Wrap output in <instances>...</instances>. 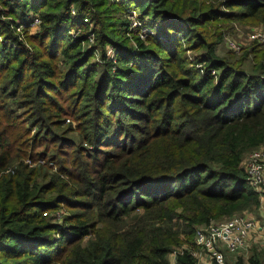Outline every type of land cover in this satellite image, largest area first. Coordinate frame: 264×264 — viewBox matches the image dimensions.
Instances as JSON below:
<instances>
[{
	"label": "trees",
	"instance_id": "16d2710c",
	"mask_svg": "<svg viewBox=\"0 0 264 264\" xmlns=\"http://www.w3.org/2000/svg\"><path fill=\"white\" fill-rule=\"evenodd\" d=\"M231 22L264 0H0V264H194L195 228L258 209L264 46L219 54Z\"/></svg>",
	"mask_w": 264,
	"mask_h": 264
},
{
	"label": "built area",
	"instance_id": "2783aa9c",
	"mask_svg": "<svg viewBox=\"0 0 264 264\" xmlns=\"http://www.w3.org/2000/svg\"><path fill=\"white\" fill-rule=\"evenodd\" d=\"M39 22V19L34 16L28 22L17 24L14 27L16 40L24 49H28L24 40V28L31 30L33 27H37ZM83 22H87L86 19H83ZM135 25L133 22L132 26ZM92 39V36L88 38V44L92 43ZM247 40L264 46V29L252 30L247 35ZM0 41H2L1 38ZM226 46L236 53L240 48V45L233 40H226ZM26 163L29 164L28 161ZM244 165L248 185L255 191L262 190L264 188V147L251 151L246 156ZM257 214L258 217L233 215L222 223H220L221 221L211 222L195 228L193 247L189 250V254L195 258L194 264H211L212 261L217 264H227L225 253L242 256L248 252L250 242H254L264 253V214L259 212ZM201 253L205 254L207 262L199 261ZM171 254H173L174 262L175 255Z\"/></svg>",
	"mask_w": 264,
	"mask_h": 264
},
{
	"label": "rangeland",
	"instance_id": "374dc122",
	"mask_svg": "<svg viewBox=\"0 0 264 264\" xmlns=\"http://www.w3.org/2000/svg\"><path fill=\"white\" fill-rule=\"evenodd\" d=\"M129 13H130V16H129L128 19L131 22L130 28L138 27L139 25L137 24L136 19H135V14L136 13L134 11L133 12H129ZM86 21L87 22H85V23H88L87 19H86ZM133 22L136 24L135 26H132ZM223 25H224V27L222 28L223 35H222V39H221V44L217 48L218 49V53L220 54V53H223V52H226V51L228 52L229 49L226 46V40H233L234 42H236L237 44L240 45V48L237 51V53L234 52L236 55H239L240 51H241V48H244L247 45L246 39H244L245 34L248 31L254 30L257 27L261 26V25L258 26V25H253V24L237 23V22L223 23ZM37 30H38V26L37 27H33L31 30H26V33L28 34V36H32L34 34V32L37 31ZM76 33H77V31H75V30H69L68 31V34L71 35V37H75ZM138 33L140 34V37L142 38L147 33V31L145 29H141ZM107 52H108V54H111V53H109L110 52L109 48H108ZM94 55H95L94 57L98 58L97 54L94 53ZM188 55H190V54H188ZM108 56H110V55H108ZM97 58H95V59H97ZM66 123H67V121H66ZM70 136L72 137L73 135L70 134ZM41 162H42L41 160L37 161V163H41ZM244 162H245V160H244ZM34 164L35 163H32L31 167L34 166ZM242 165H244V163ZM244 169H245V165H244ZM257 191H255V193H257L259 195L260 192H261V189L257 190ZM252 211H245V212L240 213V215H243V216H247L248 215V216H254V217L256 216V217H258V214L256 213V210H252ZM258 211H259V213L264 214V199L262 197H259ZM58 212L59 213H57V217L64 213L63 210H60ZM227 219L221 220L220 223L226 221ZM182 244H184V243H182ZM253 249L260 250V248L254 242H250L249 243V247H248V252L245 253L242 256L231 255L229 253H225L224 256H225L226 263L227 264H234L236 258L237 259L241 258L242 260L246 259L248 256H250V254L252 253ZM167 259H168V264H172V263L175 264V261L173 262V254H168ZM199 261L202 262V263L207 262L205 254L201 253Z\"/></svg>",
	"mask_w": 264,
	"mask_h": 264
},
{
	"label": "crops",
	"instance_id": "0c3cea01",
	"mask_svg": "<svg viewBox=\"0 0 264 264\" xmlns=\"http://www.w3.org/2000/svg\"><path fill=\"white\" fill-rule=\"evenodd\" d=\"M256 212H257V213L259 212L258 209L256 210Z\"/></svg>",
	"mask_w": 264,
	"mask_h": 264
}]
</instances>
